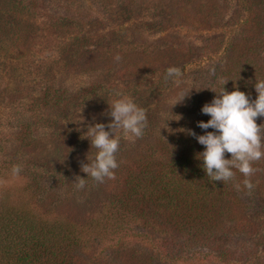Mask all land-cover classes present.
<instances>
[{
  "label": "rangeland",
  "instance_id": "1",
  "mask_svg": "<svg viewBox=\"0 0 264 264\" xmlns=\"http://www.w3.org/2000/svg\"><path fill=\"white\" fill-rule=\"evenodd\" d=\"M75 1L67 8L44 0L37 3L47 16L77 17L85 25L76 45L71 42L77 30H49L35 21L32 28L26 27L28 40L15 49L6 42L8 32L0 33V195L25 190L24 194H34L41 188L44 202H35V208L84 219L98 207L95 201L114 193L121 176L114 169V178L101 182L81 171V165L91 162L97 152L82 136L86 126L110 122L108 104L117 98L116 92L145 110L143 135L125 136L117 130L118 162L165 136L178 119L197 116L208 93L221 82L220 72L232 65L229 60L224 63L230 56L227 43L232 40L233 26L245 16L238 0H216L222 21L216 31L209 32L190 22L201 15L180 11L184 2L204 5L207 0ZM13 32L26 35L24 29ZM169 67L179 68L182 74L166 79ZM90 88L96 93L83 99ZM189 89V96L174 105L177 93ZM52 94L60 96L58 103L50 101ZM256 123L264 121L258 118ZM261 129L264 137V125ZM30 139L37 142L33 150L28 146ZM257 162L264 165V157ZM13 165L20 167L15 177ZM78 177L85 178L83 187L78 186ZM27 184L32 188L27 190ZM242 196L235 223L219 229L224 237L222 249L229 250L226 263L218 259L221 249H200L195 244L194 251L210 254L173 264H264V173ZM137 227H131L130 236L120 243L137 241L135 262L148 264L149 256L155 255L142 237L145 232ZM115 240L91 246L89 261L112 262L114 250L103 245ZM166 263L155 260L150 264Z\"/></svg>",
  "mask_w": 264,
  "mask_h": 264
},
{
  "label": "trees",
  "instance_id": "2",
  "mask_svg": "<svg viewBox=\"0 0 264 264\" xmlns=\"http://www.w3.org/2000/svg\"><path fill=\"white\" fill-rule=\"evenodd\" d=\"M37 1L40 0H0V33L8 32L5 38L11 48L15 49L28 40L26 27L32 28L33 21L42 23L49 30H77L71 42V45H76L74 41L82 37L79 32L85 25L77 22V17L47 16L38 7ZM44 1L65 8L78 2ZM238 2L243 5L245 18L239 25L233 26L232 40L227 43L230 56L224 63L229 60L232 65L220 72L221 82L208 93L200 107L211 102L215 92L218 93L222 87L231 92L235 86L255 99V78L264 79V0ZM184 10L201 15V18L190 22L209 32L216 31L222 21L216 0H207L204 5L184 2L180 11ZM15 28L18 33L24 29L26 35L14 36ZM1 38L0 35V47ZM95 93L90 88L83 99H90ZM59 97L52 94L50 101L58 103ZM209 118L199 111L194 118L188 115L178 119L165 136L145 145L134 156L127 159L121 157L116 168L121 176L114 193L95 201L98 207L84 219L53 213L42 207L35 208V202H44L40 198L43 194L41 188L34 194H24L25 190L22 194L18 191L16 194L0 195V264H114V261L118 264H138L135 262L138 260L137 241H133L134 245L120 243L122 238L130 236L131 227L135 225L145 232L142 237L152 246L155 256H149L148 264L155 260L173 264L180 259L191 260L196 255L206 258L209 252L202 255L200 251H194L192 247L195 244L200 245V249H221L218 259L226 263L229 250L222 249L224 237L219 229L228 222L235 223L234 218L241 210V198L246 189L241 184L242 190L237 192L233 183H240L245 177L236 169H233L234 177L224 182L211 181L205 175L202 161L196 159L203 146L188 134V130L197 135L203 134L205 130L197 127V122H207ZM261 120L264 121V118ZM35 145L37 142L30 139L28 146L31 150L36 148ZM230 155L226 153L225 158H230ZM252 167L255 171L249 179L253 185L264 173V165L254 161ZM31 188V184L26 185L27 190ZM54 206L58 207V204ZM241 231L246 233L242 228ZM112 238H116L115 242L104 244L103 248L114 250L113 261L90 262L87 253L91 246ZM185 254H188L187 257H184Z\"/></svg>",
  "mask_w": 264,
  "mask_h": 264
},
{
  "label": "clouds",
  "instance_id": "3",
  "mask_svg": "<svg viewBox=\"0 0 264 264\" xmlns=\"http://www.w3.org/2000/svg\"><path fill=\"white\" fill-rule=\"evenodd\" d=\"M115 59L119 60V56ZM181 74L179 68L169 67L165 78H176ZM253 87L255 99H251L250 94L238 90L235 86L231 92L222 87L218 93L215 92L211 102L205 103L200 109L202 114L210 117L207 122H197V127L205 130L203 134L197 135L188 130V134L203 146V151L196 154V159L202 161L201 167L211 181L231 180L235 175L233 169L245 177L240 183H233L237 192L242 190L241 184L243 189H252L253 185L249 179L255 171L252 163L264 157V137L261 129L264 123H256L258 117L264 118V79L255 78ZM190 90L178 92L179 99L174 105L188 97ZM114 95L117 98L108 104L107 116L111 117L110 122L107 125H87L82 134L97 152L91 162L87 159L88 162L81 165V171L101 182L104 178H114L113 170L118 167L115 157L119 145L117 130H122L125 136L130 134L140 137L146 127L145 110L122 93L116 92ZM209 128L212 131H206ZM226 153L231 154L230 158H225ZM11 171L14 177L18 176L20 167L13 165ZM78 178V186L83 187L85 178Z\"/></svg>",
  "mask_w": 264,
  "mask_h": 264
}]
</instances>
